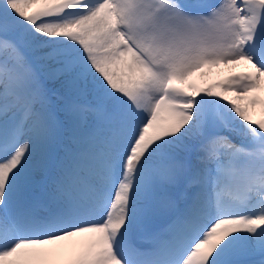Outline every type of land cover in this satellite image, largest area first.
<instances>
[{"label":"snow or ice","instance_id":"6c2138e0","mask_svg":"<svg viewBox=\"0 0 264 264\" xmlns=\"http://www.w3.org/2000/svg\"><path fill=\"white\" fill-rule=\"evenodd\" d=\"M0 264H264V0H0Z\"/></svg>","mask_w":264,"mask_h":264},{"label":"rangeland","instance_id":"374dc122","mask_svg":"<svg viewBox=\"0 0 264 264\" xmlns=\"http://www.w3.org/2000/svg\"><path fill=\"white\" fill-rule=\"evenodd\" d=\"M246 70V67L243 64L236 66H224L220 65L219 67L213 66L211 69H202V73L194 74L190 80L196 85L197 88L207 87L210 84H214L217 81L224 80L228 75L233 72H239Z\"/></svg>","mask_w":264,"mask_h":264}]
</instances>
